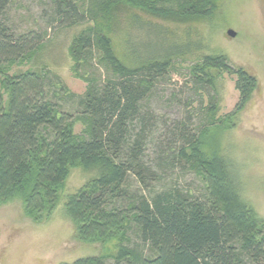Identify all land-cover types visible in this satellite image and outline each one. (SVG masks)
<instances>
[{
    "label": "trees",
    "instance_id": "trees-1",
    "mask_svg": "<svg viewBox=\"0 0 264 264\" xmlns=\"http://www.w3.org/2000/svg\"><path fill=\"white\" fill-rule=\"evenodd\" d=\"M53 1L63 26L85 22L76 0ZM160 1H91L92 20L100 18L97 26L102 28L81 33L70 47L73 70L88 83L70 114L50 95L45 75L13 73L31 61L43 44L40 37L19 35L8 25L6 13L12 0H0V203L19 200L30 219L43 222L58 209L72 170L80 169L93 178L67 198L66 214L84 243L122 239L114 264L133 260L137 264H264V220L245 199L222 145L221 136L230 126L220 125L214 111L209 126L197 134L183 122L173 124L165 136L174 142L162 152L173 155L179 143L178 158L203 179L204 194L178 188L156 192L152 187L166 158L162 153L155 163L148 158L157 121L145 104L156 81L170 71L173 58L186 53L165 50L146 61L138 57L131 66L119 57L103 28L113 32L124 10L174 23L201 21L215 14L220 0H178L176 9L162 7ZM95 52L113 73L103 84L78 73ZM214 72L237 75L236 113L244 110L259 87L256 76L242 67L233 68L225 55H210L191 69V77L195 85L215 89ZM78 123L84 126L82 135L75 134ZM131 180L139 191H131ZM132 226L153 258L140 257L135 249L122 245ZM72 264L112 263L91 256Z\"/></svg>",
    "mask_w": 264,
    "mask_h": 264
},
{
    "label": "rangeland",
    "instance_id": "rangeland-1",
    "mask_svg": "<svg viewBox=\"0 0 264 264\" xmlns=\"http://www.w3.org/2000/svg\"><path fill=\"white\" fill-rule=\"evenodd\" d=\"M91 1L76 0L85 22L72 27H65L57 20L53 0H12L6 13L8 25L17 34L40 37L43 44L31 61L13 73L32 71L45 75L50 95H55L61 110L70 114L75 113L78 98L88 88V83L73 70L70 47L81 33L102 22L100 18L92 20ZM177 3L178 0H161L160 6L176 9ZM103 29L112 37L119 57L131 66L138 57L146 61L165 50L186 53L173 58L170 71L156 81L145 104L157 121L147 150L149 160L155 163L169 142H174L173 137L165 136L173 124L183 122L190 132L197 134L209 126L214 111L220 125L230 126L221 136L222 145L235 168L245 199L264 220V0H220L212 17L190 23H174L139 10H124L118 15L113 32ZM228 31H234L236 37H230ZM210 55H225L233 68L242 67L256 76L259 87L241 112L236 113L240 103L237 75L214 72L215 89L205 84L195 85L191 69ZM101 59L102 55L95 52L93 60L82 63L78 73L96 79L99 84L113 78L111 69ZM83 131L84 126L78 123L75 134L82 135ZM179 148L178 143L173 155L162 153L166 162L159 166L158 179L152 187L156 192L178 188L200 196L205 192L203 179L180 161ZM92 178L80 169L72 170L58 209L40 223L26 215L21 201L0 203V264H72L91 256H102L114 264L113 257L122 239L104 244L84 243L77 238L76 227L66 214L67 198ZM130 187L133 193L140 190L134 180ZM122 245L135 249L140 257L155 256L140 240L134 226L127 230Z\"/></svg>",
    "mask_w": 264,
    "mask_h": 264
},
{
    "label": "water",
    "instance_id": "water-1",
    "mask_svg": "<svg viewBox=\"0 0 264 264\" xmlns=\"http://www.w3.org/2000/svg\"><path fill=\"white\" fill-rule=\"evenodd\" d=\"M228 35L232 38L236 37V33L234 31H228Z\"/></svg>",
    "mask_w": 264,
    "mask_h": 264
}]
</instances>
